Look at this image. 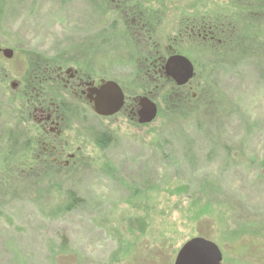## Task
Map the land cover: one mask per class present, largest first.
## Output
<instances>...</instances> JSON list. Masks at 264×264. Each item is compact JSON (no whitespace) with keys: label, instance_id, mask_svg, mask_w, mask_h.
<instances>
[{"label":"rangeland","instance_id":"1","mask_svg":"<svg viewBox=\"0 0 264 264\" xmlns=\"http://www.w3.org/2000/svg\"><path fill=\"white\" fill-rule=\"evenodd\" d=\"M126 1L150 15L148 46L157 50L195 10L242 5ZM121 16L110 0H0V130L17 123L22 94L12 84L37 59L76 61L98 51L102 61L117 62L115 72L138 73L131 57L140 37L132 40ZM254 26L243 24L242 49L229 56L243 58L240 66L221 65L207 81V98L223 102L217 111L197 118L193 103L171 108L160 90L162 111L150 126L79 122L71 134L89 132L85 154L67 178L0 188V264H174L194 238L214 242L223 264H264V29ZM4 50L13 51L11 60ZM26 122L17 130L24 141L33 136ZM94 128L111 144L98 146ZM4 160L1 152L0 166Z\"/></svg>","mask_w":264,"mask_h":264},{"label":"flooded vegetation","instance_id":"2","mask_svg":"<svg viewBox=\"0 0 264 264\" xmlns=\"http://www.w3.org/2000/svg\"><path fill=\"white\" fill-rule=\"evenodd\" d=\"M110 1L116 3L121 19L131 23L120 25L130 27L132 40L136 42L140 37L139 53L135 52L137 56L131 57L140 62L138 73L115 72L117 62L102 61L98 51L90 54L91 51L86 50V53L77 55L76 61L66 55V59H37L33 62L31 73L17 84L22 100L16 128L26 127V118L30 120L33 136L27 146L33 165L27 172L36 177L55 173L59 179L67 178L72 170L81 166L85 154L81 144L89 132H84L87 135L80 132L72 135L79 122L84 125L123 119L141 129L159 118L162 109L157 96L160 90L167 94L170 107L174 109L199 101L202 93L208 95L212 86L208 87L207 81L219 66L225 68L232 64V68H238L243 62L240 56L229 58L242 49L243 24H264V0H238L242 2L238 8L232 5L217 13L195 10L177 25V33L168 39L170 44L157 50L158 46H148V37L152 38L147 28L151 22L148 23L145 14L125 5L126 0ZM122 40L126 41V38ZM174 57L187 59L193 67L192 79L183 86L177 85L166 74V64ZM109 83L120 89L123 104L115 115L103 117L95 113V101L101 89ZM146 99L157 108V117L151 124L140 123L142 103ZM94 129L98 135L95 143L106 144L98 146L105 148L111 144L109 134Z\"/></svg>","mask_w":264,"mask_h":264},{"label":"water","instance_id":"3","mask_svg":"<svg viewBox=\"0 0 264 264\" xmlns=\"http://www.w3.org/2000/svg\"><path fill=\"white\" fill-rule=\"evenodd\" d=\"M3 56L11 60L13 51L4 50ZM166 74L179 86L187 84L193 77V67L182 57L171 58L166 64ZM17 87L12 84V89ZM123 104V96L117 85L107 84L101 89L95 101V113L103 117H111L119 112ZM141 124H151L157 117V108L149 100L142 103L140 113ZM174 264H223V256L219 247L203 238H194L185 243L179 250Z\"/></svg>","mask_w":264,"mask_h":264},{"label":"trees","instance_id":"4","mask_svg":"<svg viewBox=\"0 0 264 264\" xmlns=\"http://www.w3.org/2000/svg\"><path fill=\"white\" fill-rule=\"evenodd\" d=\"M125 5H128L130 7V4L127 1ZM145 12L146 11L143 12L145 14V19H147L148 23H150L152 19L150 15ZM256 26H254V28L260 27L262 29L263 27L264 29V24H256ZM207 96L208 95H206V93H202V95L200 96V100L194 102L195 104L193 103L194 111L196 112L194 113V115H197V118H201L202 116H204L201 115L202 110L211 109L212 111H217L219 109V104L223 105V102L220 99L217 101L207 98ZM215 103H217L216 107L214 106ZM185 114L189 115L192 113L185 112ZM16 125L17 123L12 129L9 130H0V153L2 152L5 156L4 163L0 166V188H2L3 190H8L10 188L9 190H11V188L29 181L35 182L36 186H43L49 182L57 183L56 180L59 179V177L55 173H48L47 175L43 174L39 177H36L34 176V174L27 172V170L33 165V158H31L29 155V147L27 146L28 141L22 140V138L19 136V133L17 132ZM17 154L19 155L17 156ZM13 156L17 160H13ZM51 179L54 180L51 181ZM69 201H75L72 195L69 196Z\"/></svg>","mask_w":264,"mask_h":264}]
</instances>
